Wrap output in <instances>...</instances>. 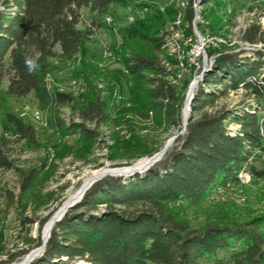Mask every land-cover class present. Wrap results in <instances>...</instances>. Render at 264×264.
Here are the masks:
<instances>
[{
  "label": "trees",
  "instance_id": "16d2710c",
  "mask_svg": "<svg viewBox=\"0 0 264 264\" xmlns=\"http://www.w3.org/2000/svg\"><path fill=\"white\" fill-rule=\"evenodd\" d=\"M230 1L236 7L226 20L218 15L221 0L203 1L201 17L212 31H221L233 17L234 8L241 9L249 2ZM128 2L0 0V86L8 77L4 95L17 100L33 93L50 128L79 134L89 145L96 141L98 127L107 124L116 109L119 115L114 119L129 115L125 121L140 122L146 131L150 123L164 133L175 127L180 130L183 97L169 77L182 61L167 45L166 30L168 21L179 28L175 23L179 9L174 5L164 12L138 5L151 7V16L117 25L121 41L112 54L119 58L123 73L106 75L108 95L102 97L96 89L100 69L95 60L99 56L87 43L96 42L93 36L97 30L112 29L104 23V16L111 15L112 8H127ZM83 9L91 18L81 31L78 25ZM194 16L190 1L179 22L187 25L185 32L192 37ZM242 38L255 44L264 40V30L250 24ZM224 47L209 51V55H218L196 87L185 130L162 158L128 179L107 176L96 183L53 226L42 255L29 264H264V214H239L227 205L215 206L205 211L199 227H193L173 208L177 202L201 207L216 189L237 185L243 170L252 178L264 177V54L256 50L252 58L241 59L226 51L229 46ZM28 60L33 62L31 69ZM70 65L71 76L85 86L79 95L61 92L49 81L52 78L54 82L52 76ZM211 85L210 89L203 87ZM239 89L256 98L255 108L218 106L228 93ZM115 90L125 100L116 101ZM62 108L77 111L83 123L66 125ZM0 123V170H8L12 168L10 142L32 147L38 144L37 133L31 123L5 105L0 109ZM231 125L236 129L231 130ZM113 146L116 150L111 159L120 149L127 158L138 159L160 147L150 146L147 135L135 132ZM19 172L21 192L31 190L39 171ZM46 219L43 217L40 225ZM26 252L6 253L0 256V264L16 261Z\"/></svg>",
  "mask_w": 264,
  "mask_h": 264
},
{
  "label": "rangeland",
  "instance_id": "374dc122",
  "mask_svg": "<svg viewBox=\"0 0 264 264\" xmlns=\"http://www.w3.org/2000/svg\"><path fill=\"white\" fill-rule=\"evenodd\" d=\"M190 1H193L195 13L194 37L187 35L185 32L187 25L179 22V17L183 15L187 3ZM203 1L129 0L128 7L125 9L112 8L110 12L112 22L104 23L108 27L113 28L97 30L93 36L96 42L87 43V48L99 56L96 58L95 63L100 69V74L96 77L95 85L100 95L102 97L106 96L105 91H107V95L109 93L107 74L123 73V67L118 57L113 56V54H102L105 50L112 53V50L120 43L121 36L116 32L117 25H124L130 20L146 18L153 13L151 7L138 5L155 6L160 12H164L169 5H174V7L179 9L178 20L175 22L177 25L179 24V28L172 25L173 21H168L166 30L170 40H168L167 45L171 47L172 51L178 52V58L182 61L174 76L169 77L171 83L176 86L183 97L181 120L184 100L192 82L196 79L198 86L202 81V76L210 69L213 58L218 55L217 52L209 55V51L212 48L225 46L222 49H226L229 46L231 49L226 51L237 54L241 59L252 58L254 56L252 52L256 50L264 54V40H258L255 43V50H253L250 44H247L248 42L242 38L243 31L250 24H254L259 30H264V0H249L248 4L243 8L238 9L240 8L238 6L237 9L234 8L233 17L226 22L221 31H212L207 21L202 19ZM184 2L186 3L185 7ZM221 3L218 15L223 20H226L232 14L233 7L236 6L230 0H221ZM213 10L217 11L216 8H213ZM211 12L207 14L209 17H212ZM81 14L82 18L78 27L81 31H84L89 25L91 17L86 9H83ZM212 38L218 44H212ZM175 42L177 46L174 47ZM201 42L204 43L202 46L203 50H199ZM262 59H264V56H262ZM72 68L73 66L70 65L63 71L53 75L54 82L51 81V84L65 91H73L77 88V94L75 95H79L85 90V86L81 79L71 76L70 71ZM7 84L8 77L6 76L0 86V109L5 105L24 121L31 123L36 130L38 139V144L32 147L26 146L24 142L11 141L8 155L12 162V168L0 170V252L4 253L0 254V256L5 257L6 253L27 249V252L16 261L22 260L27 253L39 246L45 222L66 199L68 192L80 186L82 177L85 174H90L98 169L126 166L144 157L129 159L124 154L123 149H120L116 158L111 159L110 154H115L116 148L114 146L112 148V145L116 140H128L131 137V133L135 132L140 136L147 135L150 146L160 145L158 147L159 150L172 136L178 135L182 128L180 130H178V127L171 128L169 133H164L159 129H154L152 123H150L146 131L141 129L142 124L140 122L132 121L128 123L125 121L129 115L121 119L116 118L119 120L116 121L114 118L119 115V109H116L107 124L98 127L97 139L93 144L89 145L79 138V134H62L50 128L47 114L39 109L33 93L17 100L5 96L4 91ZM203 87L210 89L213 85ZM248 93L243 89L230 92L218 102V106L224 105L232 109L238 105H253L252 108H255L258 101L256 98L249 96ZM114 96L116 101L123 100V95L117 90L114 91ZM69 109L62 108L60 112L65 124L83 123L78 117L77 111L71 113ZM36 110H39V118L42 119L43 123L37 120V115H32V112ZM86 126L90 129L93 128L91 124H86ZM230 128L234 130L236 126L231 125ZM1 130L0 123V134ZM31 168L39 171L38 177L33 188L22 193L20 190L21 173L19 170L27 171ZM244 175L249 177V180L244 179V181L249 182L243 183V181H239L235 186L216 189L199 208H192L185 202H177L173 205V208L181 215H184L193 227H199L205 220L207 213L205 211L215 206L227 205L239 214L252 213L253 215H262L264 214V177L252 178L251 174L246 170H244ZM107 176L109 175L105 177ZM105 177L93 181L83 192L82 197ZM129 177L120 178L128 179ZM101 208H103V205L100 206ZM45 216H47V219L40 225L39 221Z\"/></svg>",
  "mask_w": 264,
  "mask_h": 264
},
{
  "label": "bare ground",
  "instance_id": "6f19581e",
  "mask_svg": "<svg viewBox=\"0 0 264 264\" xmlns=\"http://www.w3.org/2000/svg\"><path fill=\"white\" fill-rule=\"evenodd\" d=\"M110 21L112 22V16L111 15H105L104 16V22L105 23H111ZM130 22H132V21H130ZM255 47L256 46H251V49L255 50ZM51 80H52V78L49 79L50 82H51ZM197 83L198 82H197L196 79L192 82L191 87H190V89H189V91L187 93V96H186L185 100H184V104H183V108H182V120H181L182 122H181V124L184 122L185 116H186L187 112L189 111L188 109H189V106H190V97H191V94H194L196 86H197ZM59 90H61V89H59ZM147 163H148V157H145V158L137 160L134 163L132 168L141 169L144 166H146ZM103 171H105V169H98V170H96V171H94V172H92L90 174H85L82 177V182H81L80 186L77 189L68 192V195H67L66 199L57 208V210L54 212V214L45 222V224L43 226V229H42V232H41L39 246L36 247L35 249L31 250L29 253H27L24 258H27V259L31 258V256L36 254L41 248H43L45 246L46 241L48 240V235L50 234V231H51V229L53 227L54 218L60 216L61 214H64L66 206L72 200L80 197L83 194V192L88 188V186L93 182V180L98 178L103 173ZM240 173L238 174V177H239ZM244 179L245 180H249L248 175H247V177H246V175H244Z\"/></svg>",
  "mask_w": 264,
  "mask_h": 264
},
{
  "label": "water",
  "instance_id": "95a60500",
  "mask_svg": "<svg viewBox=\"0 0 264 264\" xmlns=\"http://www.w3.org/2000/svg\"><path fill=\"white\" fill-rule=\"evenodd\" d=\"M194 97V94H191V97H190V103L192 101ZM190 111V106H189V109ZM189 111L187 112L186 116H185V119H184V122L182 123V128H181V131L178 133H182L184 130H185V126H186V123L188 121V118H189ZM177 137V135L175 136H172L168 142L166 144H164L162 146L161 149H159L158 151L154 152L153 154L149 155V156H144L142 158H145V157H148V163L146 164V166H144L143 168L141 169H134L132 168L134 163L133 162L132 164H128L126 166H118V167H113V168H106L105 171H103V173L98 177L96 178L95 180H98L102 177H105L106 175H109V176H120V177H131L137 173H143L144 171L148 170L151 166H153L156 162H158L162 156L164 155V153L168 150V148L172 145L173 141L175 140V138ZM140 158V159H142ZM139 160V159H138ZM93 180V181H95ZM83 195V194H82ZM82 195L74 200H72L65 208V211H64V214L67 212V210L71 207H73L75 204H77L81 198H82ZM64 214H61L60 216L58 217H55L54 220H53V225H55L56 223H58L62 217L64 216ZM50 234L48 235V238H49ZM45 247V246H44ZM44 247L41 248L36 254H34L33 256H31V258L27 259V258H23L22 260L20 261H14V262H11V263H8V264H29L33 259L39 257L42 255L43 251H44Z\"/></svg>",
  "mask_w": 264,
  "mask_h": 264
},
{
  "label": "built area",
  "instance_id": "2783aa9c",
  "mask_svg": "<svg viewBox=\"0 0 264 264\" xmlns=\"http://www.w3.org/2000/svg\"><path fill=\"white\" fill-rule=\"evenodd\" d=\"M186 6V3L184 2V7ZM131 21V20H130ZM111 22V21H110ZM194 23H195V18L193 19V21H192V26H194ZM212 44H214V45H216V44H218L216 41H215V39L214 38H212ZM203 42H201V48H199V50H203ZM247 44H249V43H247ZM250 46H256V44H250ZM102 54H107V55H112V53L111 52H108V51H104V53H102ZM79 85V84H78ZM77 85V86H78ZM61 92H65V93H72V94H77V88H75L73 91H62V90H60ZM105 94L107 95V91H105ZM125 96L123 95V100H125ZM32 115H37V120H40L41 121V123H43V121H42V119L41 118H39V110H36V111H33L32 112ZM238 181H243V183H247V182H249V181H244V170L243 171H241V173H240V175H239V177H238Z\"/></svg>",
  "mask_w": 264,
  "mask_h": 264
},
{
  "label": "clouds",
  "instance_id": "9594fccd",
  "mask_svg": "<svg viewBox=\"0 0 264 264\" xmlns=\"http://www.w3.org/2000/svg\"><path fill=\"white\" fill-rule=\"evenodd\" d=\"M27 64H28L29 68L31 69L32 66H33V62H32L31 60H28V61H27Z\"/></svg>",
  "mask_w": 264,
  "mask_h": 264
}]
</instances>
